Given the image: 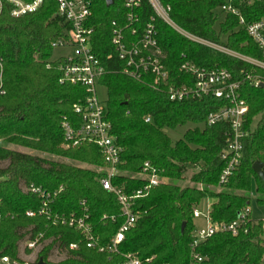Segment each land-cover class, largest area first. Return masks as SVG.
<instances>
[{
  "label": "trees",
  "instance_id": "trees-1",
  "mask_svg": "<svg viewBox=\"0 0 264 264\" xmlns=\"http://www.w3.org/2000/svg\"><path fill=\"white\" fill-rule=\"evenodd\" d=\"M87 1L92 12L90 23L95 28L93 53L106 66L112 65L116 63V54L110 45L111 21L124 23V0H114L111 6H106L105 0ZM238 1L233 3L248 22L264 15L258 4L248 7ZM160 2L170 6V19L187 33L263 61L262 50L238 26V18L220 10L225 0ZM2 10L0 60L6 92L0 95V142L4 143L0 144V162L8 165L0 168V261L3 257L18 261L20 243L43 233L42 242H50L41 248L37 260L42 258L47 264H122L124 253H136L142 264H191L193 211L202 200H214L209 217L216 222L237 220L250 207L253 191L257 202H264V177L252 169L259 161L264 174V86H250L242 79L245 72L264 75V71L187 39L156 18L158 41L166 52L164 62L172 77L181 76L179 65L191 61L201 67L225 68L235 80H243L240 95L248 105L244 122L247 135L241 140L242 158L234 174L224 185L219 183L227 164L222 155L228 145V125H204L211 111L226 104L224 100L206 97L173 102L164 89L113 73L99 79V84L107 89L106 112L112 133L123 147L119 169L125 174L117 175L113 184L132 194L144 184L143 179L134 175L147 160L164 181L146 198L135 201L139 218L135 227L125 233L118 255L86 247L81 234L72 227L51 225L42 215L28 216V211L38 212L41 205L40 198L25 190L28 186L50 193L63 187L50 209L54 214L80 215V203L85 201L99 245H108L123 224L115 195L100 184L101 172L6 147L12 144L94 167L104 163L96 146L62 147L60 123L64 118L77 119L73 106L82 103L87 93L83 85L59 83L61 71L59 62L52 60L51 43L63 26L52 18L56 11L54 2L45 1L40 10L18 18L11 17L6 3ZM140 14L142 21L154 15L147 0H143ZM109 55H113L111 60ZM147 116L151 122L145 121ZM187 124L192 128L175 142L164 131ZM187 178L192 185L173 183ZM111 216L115 221L110 220ZM261 221H250L247 231H241L239 236L228 232L211 236L196 248L204 258L199 264H264ZM71 243H78V249L69 250ZM55 247L64 249L67 258L50 262L49 255Z\"/></svg>",
  "mask_w": 264,
  "mask_h": 264
},
{
  "label": "built area",
  "instance_id": "built-area-1",
  "mask_svg": "<svg viewBox=\"0 0 264 264\" xmlns=\"http://www.w3.org/2000/svg\"><path fill=\"white\" fill-rule=\"evenodd\" d=\"M45 1L49 0H0V14L5 3L11 9V17L18 18L40 10ZM52 1L56 8L52 18H56L63 27L60 34L52 41L51 47L53 50L57 48H70L72 50L71 55L66 54L59 58H52L53 61L59 62L58 69L61 71L59 83L83 85L87 93L82 103L73 106V112L76 114L77 119L64 118L60 123L63 132V146L69 149L87 144L98 148L104 161L98 169V172H101L100 184L104 190L115 195L116 202L120 207L123 224L108 245H99V239L94 234L93 225L90 223L89 208H87L85 201L80 203L82 208L80 215L54 214L50 209V205L58 193L63 191V187H59L50 193L41 187L28 186L25 190L40 198L41 205L38 212L28 211L26 214L30 217L42 215L54 226L61 224L69 228L72 227L81 234L86 247L96 249L99 253L107 252L111 255H118L120 253L118 247L125 239V233L135 227L139 218V213L134 207L135 201L146 198L151 190L158 187L164 179L151 162L147 160L141 167L140 172L134 175L143 179L144 184L133 190L132 194L125 192L123 187L113 184L117 175L125 174L119 169V165L122 163L123 147L117 143V139L112 133V125L106 112V102L98 97L99 79L105 75L120 73L137 82L149 83V86L155 89L166 90L168 98L173 102L191 99L202 100L206 97L224 100L226 104L217 110L211 111L204 122L205 126L226 123L230 129L226 138L228 145L222 155V158L227 160V164L221 172L219 180V183L224 185L240 164L243 150L241 140L247 135L244 130V122L249 111L246 101L240 95L241 85L244 80L248 81L250 86H264V75L245 72L243 80H235L231 72L225 68L201 67L191 61H184L179 65L181 76L172 77L164 62L166 52L159 44L155 19L163 20L187 39L221 50L264 71V15L260 19L248 22L239 7L234 5V0H225V3L220 6L223 13L238 18V26L244 29L250 39L262 50L263 61H259L253 57L250 58L238 52H233L223 46H218L208 40L200 39L182 30L170 19V6L163 5L160 0H147L153 9L154 15L146 21H142L140 14L143 0H124V23L121 25L115 20L111 21L110 45L116 54V63L106 66L93 53L92 37L95 28L90 23L92 12L89 1ZM238 2L245 3L248 7L258 4L259 9L264 10V0H239ZM112 56L109 55L108 59L111 60ZM49 66L47 65V68ZM1 69L2 63L0 60V95H5L6 89L3 87ZM145 121L151 122V117H145ZM198 217L204 218L205 225L196 227L191 235V264H199L204 260L196 251L201 243L216 233L228 232L233 236H239L241 231H247L248 223L253 220L250 217L249 208H246L240 217L232 222L213 221L209 217V212L202 214L195 208L193 219ZM103 218H106V216ZM110 220L115 221V217L111 216ZM261 227L264 231V219L261 221ZM42 238L43 233H40L33 240H27L28 247H38L41 245ZM72 249H78V243H71L69 250ZM122 256V264H142V260L136 253H124ZM1 262L3 264H18L16 260L8 257H3Z\"/></svg>",
  "mask_w": 264,
  "mask_h": 264
},
{
  "label": "rangeland",
  "instance_id": "rangeland-1",
  "mask_svg": "<svg viewBox=\"0 0 264 264\" xmlns=\"http://www.w3.org/2000/svg\"><path fill=\"white\" fill-rule=\"evenodd\" d=\"M72 50L70 48H66V49H61V48H57L53 50V58H59L61 56H64L66 54H70L71 55ZM97 94L100 100L106 102L107 101V89L105 86H103L102 84H99L97 87ZM193 125L191 124H187L184 126H178L176 127V129H169V128H164L165 133L171 138V140L173 142L177 141L178 139L183 137V134L188 130L191 129ZM1 145H4L3 142H0ZM6 147L10 148V149H14V150H18L20 152H25L34 156H40L43 158H46L48 160H57L59 162H64V163H72L74 165H78L79 167H90L94 170H96L98 172L99 167H94L88 164H79L73 161H68L66 159L57 157V156H51L45 153H42L40 151H33L31 149L25 148V147H20V146H16V145H12V144H8ZM63 148H65L62 145ZM8 162H0V168H4L7 167ZM174 184H179L180 186H185V185H192L190 183V180L187 178V180L184 181H173ZM257 194L255 193V191L252 192L251 194V205L249 207L250 210V217L254 220H262L264 219V202L263 203H258L256 200ZM210 200H202L198 206L196 207L202 214H207L208 212V203ZM195 222L197 223L198 226H203L205 224V220L203 217H199V218H195ZM50 241H43L41 242V245H39L38 247L35 248H29L27 245V242L23 241L20 243L19 245V260L17 261L18 264H33L35 262H37L38 260V253L41 251V248L48 244ZM29 250V251H28ZM49 261L52 263H57L61 260H64L65 258H67V252L64 249H60L59 247H55L49 255ZM11 259V258H9ZM0 264H3L0 261Z\"/></svg>",
  "mask_w": 264,
  "mask_h": 264
},
{
  "label": "water",
  "instance_id": "water-1",
  "mask_svg": "<svg viewBox=\"0 0 264 264\" xmlns=\"http://www.w3.org/2000/svg\"><path fill=\"white\" fill-rule=\"evenodd\" d=\"M113 2H114V0H105L106 6H111L113 4ZM261 86H263V85H261ZM252 169H253V172H256V174L259 177H261V178L264 177V174L262 172V163L261 162H259V161L255 162V164L253 165ZM184 227H185V223H182V226H181V231L182 232L184 230ZM33 264H47V263L44 262L43 259L41 258L38 262L33 263Z\"/></svg>",
  "mask_w": 264,
  "mask_h": 264
},
{
  "label": "crops",
  "instance_id": "crops-1",
  "mask_svg": "<svg viewBox=\"0 0 264 264\" xmlns=\"http://www.w3.org/2000/svg\"><path fill=\"white\" fill-rule=\"evenodd\" d=\"M206 200H210L209 203L207 204V205H208V206H207V207H208V212L210 213L211 205H212V203L214 202V200H213L212 198H209V199H206ZM208 212H207V213H208ZM198 218H199V217H198ZM251 219H252V218H251ZM253 220H254V219H253ZM194 222H195V218H194ZM204 225H205V224H204ZM204 225H203V226H204ZM203 226H198L197 223L195 222V228H196V227H203ZM26 241H27V240H26ZM35 263H36V262H35ZM26 264H27V263H26Z\"/></svg>",
  "mask_w": 264,
  "mask_h": 264
}]
</instances>
